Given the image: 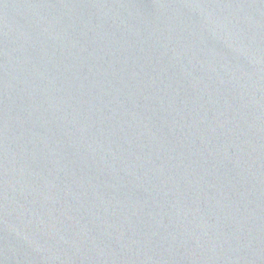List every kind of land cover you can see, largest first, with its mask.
<instances>
[{
  "label": "water",
  "instance_id": "water-1",
  "mask_svg": "<svg viewBox=\"0 0 264 264\" xmlns=\"http://www.w3.org/2000/svg\"><path fill=\"white\" fill-rule=\"evenodd\" d=\"M0 264H264V0H0Z\"/></svg>",
  "mask_w": 264,
  "mask_h": 264
}]
</instances>
